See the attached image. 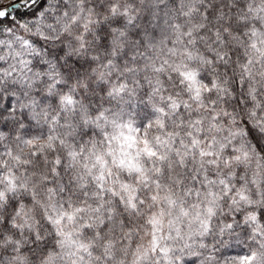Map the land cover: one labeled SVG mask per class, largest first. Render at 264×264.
Instances as JSON below:
<instances>
[{
	"label": "snow or ice",
	"instance_id": "obj_1",
	"mask_svg": "<svg viewBox=\"0 0 264 264\" xmlns=\"http://www.w3.org/2000/svg\"><path fill=\"white\" fill-rule=\"evenodd\" d=\"M0 264H264V0L0 7Z\"/></svg>",
	"mask_w": 264,
	"mask_h": 264
},
{
	"label": "rangeland",
	"instance_id": "obj_2",
	"mask_svg": "<svg viewBox=\"0 0 264 264\" xmlns=\"http://www.w3.org/2000/svg\"><path fill=\"white\" fill-rule=\"evenodd\" d=\"M8 2H9V0H3V3L0 4V7H5V6H7Z\"/></svg>",
	"mask_w": 264,
	"mask_h": 264
}]
</instances>
